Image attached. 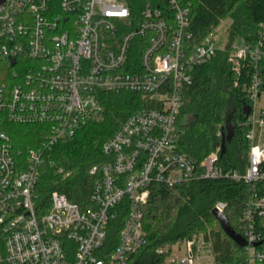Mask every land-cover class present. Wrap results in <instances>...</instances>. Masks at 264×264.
I'll list each match as a JSON object with an SVG mask.
<instances>
[{"label": "built area", "instance_id": "1", "mask_svg": "<svg viewBox=\"0 0 264 264\" xmlns=\"http://www.w3.org/2000/svg\"><path fill=\"white\" fill-rule=\"evenodd\" d=\"M141 14L136 21L125 0H7L0 6V113L13 123L44 126L38 147L26 152L0 136V264H134L133 255L147 244L143 212L152 183L226 178L253 189L264 183V143H255L257 126L264 136V22L257 43L234 42L229 57L236 72L244 65L255 70L245 87L253 106L241 173L219 165L221 142L199 166L178 152L185 86L197 66L226 46L219 47L214 31L190 49L184 0H151ZM126 91L152 107L132 113L104 143L109 160L91 169L100 177L89 209L54 192L41 214L36 202L44 154L96 121L104 110L101 94ZM226 209L218 201L213 210ZM119 212L126 216L114 248L109 226ZM257 221L264 227V196L254 192L241 217L244 261L217 263L212 241L200 234L158 249L162 260L154 264H264Z\"/></svg>", "mask_w": 264, "mask_h": 264}, {"label": "trees", "instance_id": "2", "mask_svg": "<svg viewBox=\"0 0 264 264\" xmlns=\"http://www.w3.org/2000/svg\"><path fill=\"white\" fill-rule=\"evenodd\" d=\"M131 14L138 21L142 10L151 0H125ZM190 5V49L230 18L229 43L217 51L210 62L197 66L192 84L184 89V102L177 117L176 126L181 134L178 152L187 155L196 165L215 150L219 142L231 134L225 154L220 155L219 165L224 169L241 173L247 167L249 130L247 110L252 102L245 91L251 82L254 69L244 65L236 72L229 61L231 46L238 38L253 47L259 39L258 31L264 22V0H184ZM264 80V58L259 63ZM104 110L99 120L80 129L71 140L57 144L47 151L40 167L37 185V202L41 214L51 207L54 192L65 194L70 202L82 210L91 206L90 196L100 175H93V167L107 162L102 148L132 113L152 107L148 99L130 92L103 93L100 95ZM43 125L17 124L0 113V136L7 134L16 152H26L38 147L42 140ZM221 132V137L217 134ZM227 139V138H226ZM62 169V172H59ZM264 196V183L253 189L249 184L232 179H192L169 187L152 183L149 201L144 207L143 228L147 244L133 255L134 264H154L162 259L156 251L173 245L180 239L204 235L213 243L216 262L244 261L243 247L224 232L213 215L218 201L227 204L224 215L235 231L242 236L241 217L245 204L253 193ZM121 207L118 209L120 210ZM109 226V238L114 248L124 222L126 212L117 213ZM264 237V227L257 221ZM113 250V247H112Z\"/></svg>", "mask_w": 264, "mask_h": 264}, {"label": "water", "instance_id": "3", "mask_svg": "<svg viewBox=\"0 0 264 264\" xmlns=\"http://www.w3.org/2000/svg\"><path fill=\"white\" fill-rule=\"evenodd\" d=\"M7 0H0V6L2 4H4ZM251 109L248 108L247 110V114L249 115L251 113ZM227 138V139H226ZM224 138L222 144H221V153L225 154L226 152V146L227 143H229V141H231V134L229 133L228 136ZM213 215L216 217L217 221L219 222V224H221L224 232L227 234V236L229 238H231L232 240H234L240 247H246L248 244V241H246L245 238H243L240 234H238L235 229L231 226V224H229V221L227 219V217L223 214L220 213L218 210H214L213 211ZM264 241H262L261 243L257 244V246L261 245Z\"/></svg>", "mask_w": 264, "mask_h": 264}, {"label": "rangeland", "instance_id": "4", "mask_svg": "<svg viewBox=\"0 0 264 264\" xmlns=\"http://www.w3.org/2000/svg\"><path fill=\"white\" fill-rule=\"evenodd\" d=\"M232 20L230 18L223 20V22L220 24V26L216 29L215 34L217 36V38L219 39V47L220 48H224L227 43L229 42V28L231 27ZM243 40L242 38H238V41ZM231 54V53H230ZM230 57V55H229ZM230 64L232 65V67L235 68V63L234 62H230ZM259 103L264 104V100L259 101ZM99 118H101V115H99V117L96 118V120H99ZM255 143H264V136L261 134V129L259 126L256 127L255 130Z\"/></svg>", "mask_w": 264, "mask_h": 264}]
</instances>
